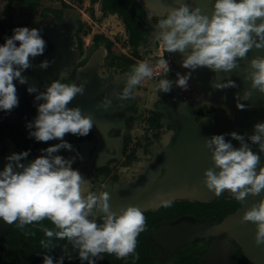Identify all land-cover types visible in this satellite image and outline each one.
Returning a JSON list of instances; mask_svg holds the SVG:
<instances>
[{
    "label": "clouds",
    "instance_id": "obj_1",
    "mask_svg": "<svg viewBox=\"0 0 264 264\" xmlns=\"http://www.w3.org/2000/svg\"><path fill=\"white\" fill-rule=\"evenodd\" d=\"M178 7L168 11L158 24L156 36L159 47L166 53L185 54L182 67L190 70L187 74H176V79H161L157 91L169 94L176 88L187 91L191 73L199 68L210 69L214 73H231L239 67L238 61L246 59L253 50H264V0H214L212 12L203 14L199 7L177 0ZM3 6H0L2 11ZM46 42L38 29L18 27L10 38L0 46V110L10 112L19 104L14 81L27 83L22 72L32 65L31 59L43 55ZM50 62L44 61L39 67L47 69ZM251 71L244 77L250 81V90L237 98L248 101L252 91L264 95V57L249 61ZM155 68L169 74V61L161 57ZM154 67L148 61L139 62L127 76V87L119 99L129 96L133 88L145 79H151ZM214 89L235 88L237 84L214 83ZM29 94L37 92L28 87ZM84 88L76 84L61 83L56 80L46 91L35 96L43 101L37 107L34 122L27 125L30 138L36 142L60 141L42 149V154L25 165L22 161L29 151L13 153L6 158L0 171V220L7 225L16 224L23 229L27 225L40 224L48 220L54 229L42 227L47 238L41 240L42 248L52 247V239L67 240L78 257L87 264H97L103 254L117 259H126L136 253L137 238L145 231L146 218L140 208L129 205L113 212L108 192L96 194L91 181H86L78 170L73 168L75 158L65 159L60 152L72 151L73 145L64 141L66 134L86 137L93 128L91 116L82 114L79 107L68 105L77 95H83ZM111 101L102 107L108 108ZM237 108L245 110V103H237ZM231 139L239 141L234 148L226 142L225 135H214L204 141L210 152L213 167L206 170L202 181L205 188L215 196L225 191L243 202L249 195L256 197L264 192V167L261 155L264 154V123H257L248 139L258 146V153L244 142V135L232 132ZM87 184V188H85ZM162 207H171L173 199L157 196ZM249 222L256 226L254 242L264 246V199L245 211L241 223ZM47 252V251H46ZM135 259H139L135 255ZM43 264H64V257L55 259L52 255L43 256Z\"/></svg>",
    "mask_w": 264,
    "mask_h": 264
},
{
    "label": "flooded vegetation",
    "instance_id": "obj_2",
    "mask_svg": "<svg viewBox=\"0 0 264 264\" xmlns=\"http://www.w3.org/2000/svg\"><path fill=\"white\" fill-rule=\"evenodd\" d=\"M121 2L123 5H130L129 11L139 32L138 45L134 48L131 44L132 35L123 16L112 13L118 15L124 26V31L115 35L120 34L124 36V40H128V53L130 52L131 57L127 61L130 65L129 71L136 66L135 62H138L136 50L138 53L144 51L154 39L156 40L157 26L161 18L149 16L135 0ZM78 27L79 25L72 29V37L76 38L73 52L75 55L61 63L62 68L55 76V81L82 86L84 93L76 96L75 103L83 104L91 99L95 100L93 108L81 110L82 114L103 116L106 124L111 123L113 127L91 130L86 137L66 134L64 141L72 144L73 150L61 149L54 155H62L65 159L75 158L73 168L78 170L86 181H91L92 190L97 195L108 192L113 212H118L120 207L132 205L140 208L146 218L145 231L137 238L135 254L126 259L103 254V259L98 260L97 264H251L241 246L221 226L241 207V201H237L228 192L219 197L192 199L158 190L169 169L165 151L169 143H160L163 125L158 128L151 123L153 118H163L158 112V107L146 108L142 104L140 93L141 87L148 81L158 80H144L133 88L128 97L119 99L123 89L127 87V76L130 74L126 75L128 71L125 68L108 70L109 65H105V50L93 52L89 64H77L76 62H85L74 34ZM69 28H72L70 22ZM44 61H47L44 55L31 59L32 66L22 72L27 83L21 85L14 81L18 106L10 112L0 110V171L7 162L6 158L13 153L30 150L29 156L22 161L27 165L42 154V149L60 143L57 140L36 142L29 136L30 131L35 129L27 127L38 115V105L43 103L36 101L35 96L46 91L48 87L45 69L39 67ZM68 68L69 75L60 80V75L68 71ZM28 87H35L37 92L29 94ZM173 94L180 95L173 88L171 93L164 94L165 99H161L158 106ZM109 100L111 106L102 107ZM143 118L149 123L152 132L144 130V134L138 137L134 134V128ZM172 129L174 128L170 126L169 131ZM158 195L164 199H173L174 203L171 207H162L157 199ZM42 227L54 229V225L48 220L27 225L23 229L18 228L16 224H3L0 233V264H43L44 255H52L55 259L64 257V264H81L78 250L66 239L53 238L50 249L42 248L40 241L47 239L41 231ZM135 255L139 256L138 260Z\"/></svg>",
    "mask_w": 264,
    "mask_h": 264
},
{
    "label": "water",
    "instance_id": "obj_3",
    "mask_svg": "<svg viewBox=\"0 0 264 264\" xmlns=\"http://www.w3.org/2000/svg\"><path fill=\"white\" fill-rule=\"evenodd\" d=\"M104 1L99 0L96 7L102 15L104 14ZM135 1L149 16L156 18H164L169 10L179 6L177 0ZM183 2L192 8L199 7L203 14L210 16L214 0H183ZM5 4L6 0H0V6ZM69 22L72 25L71 29L69 28ZM77 26L76 19L71 15L60 19L48 14L46 18L39 20L32 15L30 9H26L20 16L11 18L2 9L0 11V46L4 44L5 38L12 36L15 28L27 27L40 30L41 36L46 42L43 55L50 62L49 67L44 70L47 85L50 86L55 81V76L60 72V68H62L61 63H65L70 56L75 55L73 52L76 46V38L72 37V29ZM184 55L178 52L172 53L173 61L185 75L190 70L181 66ZM256 57H264V50H251L246 59L238 61L239 67L231 73L217 74L206 68H199L191 73L189 80L192 83L195 98L205 100L210 104L211 109H215L213 117L201 119V114L206 112V109L200 105L198 100L195 98L186 100L183 96L177 94L168 97L166 102L158 107V112L163 116L161 125H169L174 128L168 142L169 147L165 149L169 169H167L165 181L158 187L160 192H167L172 195L178 194V197L192 199H207L215 196L202 183L204 172L213 167L211 154L204 147V141L211 139L214 135H225L226 142H230L234 148H239L240 142L231 139L226 134L236 132L244 135V142L249 144L254 152L258 153V146L252 145L248 137L253 134L254 126L257 123H264V95L253 90L248 101L237 98L238 96L242 97L246 90H250V81L245 82L244 77L251 71L248 66L249 61ZM50 58L54 59L51 60ZM228 79L234 81L237 87L224 90H217L212 87L214 83L227 82ZM96 100L101 101L100 99ZM94 102L95 100L91 99L81 104V102L75 103L73 100L68 107H79L81 110H85L88 107L93 108ZM237 103H245V110L238 109ZM90 116L93 120L91 130L112 129V124H106L102 119L103 116ZM18 122L22 124L20 121ZM260 155V166L264 167V154ZM261 199H264V192L256 197L249 195L242 202L241 207L221 225L222 229L227 231L241 246L251 264H264V246L257 247L255 245L256 226L249 222L241 223V219L245 211L249 210L254 204H258ZM3 224L6 223L0 220V233Z\"/></svg>",
    "mask_w": 264,
    "mask_h": 264
},
{
    "label": "rangeland",
    "instance_id": "obj_4",
    "mask_svg": "<svg viewBox=\"0 0 264 264\" xmlns=\"http://www.w3.org/2000/svg\"><path fill=\"white\" fill-rule=\"evenodd\" d=\"M12 1H15V2H10L8 5H4L3 9L7 16L14 18V17L20 16L21 13H23L24 10H26L27 8H26V5L24 3H21L19 0H12ZM70 2L71 3L67 7V12L65 15L67 16L71 15L72 17H74L79 27L81 28L79 31L75 32V36L78 39L79 49L82 51L81 52L82 60L85 61L84 63H79V62H76V63L79 64L80 66H82L85 63L89 64L91 62L92 53L96 52V49L99 47V45L100 47L102 46L107 47L111 51L112 55L114 54L120 57L118 61L121 60L122 63L126 62L128 58L125 53L126 52L128 53V51H126L128 48V44L124 42V36H120V34L114 35L116 34L114 33L116 32V28L120 27L117 24L120 19L119 18L116 19L114 17H109V16H103V18H99L101 16L96 13V10H97L95 8L96 6L94 7L92 6L91 8L89 7L85 8V5L83 6V0H70ZM48 13L53 15L52 11H48ZM34 14L38 15V12L35 11ZM86 18L89 20V22L86 20ZM93 21L97 22L98 27L96 29H93L92 27ZM108 23H110V25ZM93 30L96 31L94 38L91 40H87L88 34L92 33ZM112 31L114 33L113 35H111ZM106 64H108L109 66L111 64L109 62L108 55L106 56L105 65ZM129 66L130 65L127 64L125 67L127 71L129 69ZM69 73H70V69L68 71H65V73H62L59 79L61 80L65 78L66 76L69 75ZM195 99L198 100L200 105H202V107H204L206 111L211 110L210 104H208L205 100L203 101L202 99H199L197 97ZM166 127H168V125H166Z\"/></svg>",
    "mask_w": 264,
    "mask_h": 264
},
{
    "label": "crops",
    "instance_id": "obj_5",
    "mask_svg": "<svg viewBox=\"0 0 264 264\" xmlns=\"http://www.w3.org/2000/svg\"><path fill=\"white\" fill-rule=\"evenodd\" d=\"M19 1L21 3H24L26 5V8L31 10V12L33 13L32 15L35 18L38 17L37 19H40V20L47 17V15L49 14L48 11H52L55 18H61L62 19L64 17H66L67 15H65V14L67 12V7L71 3L70 0H19ZM98 1L99 0H83V6L85 5V8H88V7L91 8L92 6L97 7ZM10 2H15V1L6 0L5 5H8ZM35 11L38 12V15L34 14ZM96 13L101 16L99 18H103V16H106V14L102 15L97 10H96ZM107 16L114 17L116 19L118 18L117 14H112V13H108ZM86 20L89 22V20L87 18H86ZM108 24L110 25V23H108ZM117 24L120 27L116 28V32H114V33H118V32L120 33L121 31H124V26L122 25V22L118 21ZM92 27H93V29H96L98 27L97 22L93 21ZM80 29L81 28L78 27V29L75 30V32L79 31ZM75 32H74V34H75ZM114 33L112 31L111 35H113ZM95 34H96V31L93 30L92 33L88 34L87 40L93 39ZM112 38H113V36H112ZM155 38L157 41L154 39L148 45V49L141 51L139 53L137 52L138 57H136V56L135 57L138 60V62H135L136 65L139 62H142L144 59L149 58V57L158 56L162 52V49L159 47L160 41L157 38V36ZM124 42L128 44V40H126V38H125ZM98 50H105V52L107 53V55L109 57V62L111 63L110 66H108V69H110V70L111 69L114 70V69L125 68L126 65L128 64L127 61L131 59L130 54L126 52L125 54L127 55L128 60L126 62L122 63L121 60L118 61V59H120V57H118L117 55H114V54L112 55L111 51L107 47H105V46L100 47V45H99V47L96 49V51H98ZM128 50H129V45H128V48L126 51H128ZM131 71H132V69H130L126 73V75L131 74ZM158 83H159V80L158 81H148L144 85V87H141L142 91H140V93L142 94L141 97L143 99L142 104L145 105L146 108H149V109L156 108L157 109V107H159L158 103H160L162 101L161 99H164V96H165L164 93L157 91ZM143 119H141L139 122H137L135 125V128H134V134L137 135L138 137H141V135L144 134V129H142V127H141V123H142ZM169 127H170L169 125H168V127H166V125H163V128L161 130V140H160L161 144L166 145L169 142V139L172 135V131H169Z\"/></svg>",
    "mask_w": 264,
    "mask_h": 264
},
{
    "label": "built area",
    "instance_id": "obj_6",
    "mask_svg": "<svg viewBox=\"0 0 264 264\" xmlns=\"http://www.w3.org/2000/svg\"><path fill=\"white\" fill-rule=\"evenodd\" d=\"M165 58L169 61L170 67H171V71L169 74L163 73L161 70L155 68V65L157 63V61L161 58ZM143 61H148L149 64L151 66L154 67V75L151 79H145V80H161V79H170V80H175L176 79V74L180 73L181 75H184L177 67V65L175 64V62L173 61L172 58V54L166 53L163 49L162 52L155 57H149L144 59ZM173 88L175 89V91H177L181 96L184 97V99L186 100H192L195 98V92L192 86V83L189 80V88L187 91H183L179 88L175 87V84H173ZM141 127L142 129H144L145 131H150L152 132V129L150 128L149 123L144 119L141 123Z\"/></svg>",
    "mask_w": 264,
    "mask_h": 264
},
{
    "label": "trees",
    "instance_id": "obj_7",
    "mask_svg": "<svg viewBox=\"0 0 264 264\" xmlns=\"http://www.w3.org/2000/svg\"><path fill=\"white\" fill-rule=\"evenodd\" d=\"M130 5H123L121 0H105L103 5V13H118L123 16V19L128 25V30L132 35L131 38V44L134 46V48L138 45V30L135 27V23L132 20L131 12L129 11ZM137 54V50L135 52ZM138 55V54H137ZM136 55V56H137ZM215 112V109H211L210 111L203 112L201 114L202 118H211L213 117ZM152 125L157 126L158 128L161 127V119H152L151 120Z\"/></svg>",
    "mask_w": 264,
    "mask_h": 264
}]
</instances>
